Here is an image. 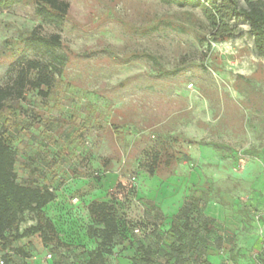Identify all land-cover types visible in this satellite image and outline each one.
Instances as JSON below:
<instances>
[{"label": "rangeland", "instance_id": "1", "mask_svg": "<svg viewBox=\"0 0 264 264\" xmlns=\"http://www.w3.org/2000/svg\"><path fill=\"white\" fill-rule=\"evenodd\" d=\"M63 1L69 10L57 26L36 16L32 0L0 11V86L16 75L13 54L42 64L68 57L47 97L32 90L15 104L8 129L17 181L54 191L44 214L65 247L52 250L34 235L14 244L27 253L14 261L79 264L97 244L88 233L87 205L98 200L114 205L120 229L108 264H146L139 246L155 252L151 264H172L171 221L199 197L203 210L224 216L210 235L214 240L219 231L224 239L219 264H264V55L245 21L228 22L239 36L215 43L203 40L211 28L200 8ZM252 1L237 0L242 8ZM32 30L57 35L61 46L19 42ZM158 67L176 74L162 75ZM157 151L160 162L150 175ZM23 218L20 231L35 224L33 213Z\"/></svg>", "mask_w": 264, "mask_h": 264}, {"label": "trees", "instance_id": "2", "mask_svg": "<svg viewBox=\"0 0 264 264\" xmlns=\"http://www.w3.org/2000/svg\"><path fill=\"white\" fill-rule=\"evenodd\" d=\"M165 5L177 7L200 8L211 30L207 39L212 42H223L239 36L236 27L228 22L244 20L252 38L254 48L259 55H264V0L249 2L246 8L238 6L237 0H219L207 3V0H157ZM22 0H0V11L9 9ZM36 16L43 21L62 24L68 14L69 4L63 0H32ZM30 42L47 49L59 48L60 38L57 35L41 37L35 30L19 36V42ZM18 64L16 75L9 85L0 86V252L1 264H17L14 256L27 257L23 247H14L22 239L38 235L44 246H52V250L65 247L59 239L52 221L44 214V208L55 199V193L46 185H23L17 181L13 171L14 151L11 148L8 129L13 125L16 103L24 101L26 95L36 90L47 97L51 89L54 75L61 73V68L68 63L66 54L55 55L48 64L36 60H23L13 54ZM151 61L155 66L159 63L148 54L135 55ZM162 75H174L176 71H161ZM45 88L46 90H43ZM217 148H227L220 143H210ZM159 151L155 152L147 165V172L154 175L160 162ZM169 155L165 165H169ZM203 203L199 197H190L174 215L170 232L174 236L168 245V258L172 264H205L203 255L211 245H220L217 236L211 239L213 224L202 213ZM24 213H33L35 224L20 231ZM87 215L92 225L88 229L89 236L97 241L96 247L81 258L79 264H108L106 255L111 251L118 238L120 229L114 205L108 201L93 200L87 205ZM180 222H182L180 224ZM133 233V229H132ZM142 251V262L151 264L156 259L150 247H138ZM190 253L189 259L184 255ZM185 258V263L182 259ZM168 261V262H169ZM190 261V262H189ZM63 264V263H58Z\"/></svg>", "mask_w": 264, "mask_h": 264}, {"label": "crops", "instance_id": "3", "mask_svg": "<svg viewBox=\"0 0 264 264\" xmlns=\"http://www.w3.org/2000/svg\"><path fill=\"white\" fill-rule=\"evenodd\" d=\"M202 213L204 214V216L210 220H212V222L219 223L220 221H224V216L220 217V214L218 211H215L214 209L208 208V206L204 207V210L202 209ZM223 215V213H222ZM217 237L220 238V245H216V251L211 252L209 251V249L207 250L206 254L203 255L204 261L206 262V264H219L221 262V258H222V252H219V249L223 248L224 246V239L222 237V235L220 234V232H217ZM237 252H234V254Z\"/></svg>", "mask_w": 264, "mask_h": 264}, {"label": "built area", "instance_id": "4", "mask_svg": "<svg viewBox=\"0 0 264 264\" xmlns=\"http://www.w3.org/2000/svg\"><path fill=\"white\" fill-rule=\"evenodd\" d=\"M133 234L139 236L141 234V230L138 227L133 228Z\"/></svg>", "mask_w": 264, "mask_h": 264}]
</instances>
